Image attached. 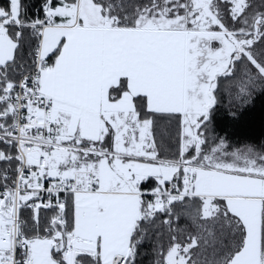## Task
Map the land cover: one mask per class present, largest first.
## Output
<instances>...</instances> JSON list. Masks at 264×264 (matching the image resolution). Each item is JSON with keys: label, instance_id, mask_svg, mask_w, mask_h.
I'll list each match as a JSON object with an SVG mask.
<instances>
[{"label": "snow or ice", "instance_id": "obj_1", "mask_svg": "<svg viewBox=\"0 0 264 264\" xmlns=\"http://www.w3.org/2000/svg\"><path fill=\"white\" fill-rule=\"evenodd\" d=\"M31 8L0 6V264H137L158 221L156 264H264V148L209 134L221 78L264 91V0Z\"/></svg>", "mask_w": 264, "mask_h": 264}, {"label": "trees", "instance_id": "obj_2", "mask_svg": "<svg viewBox=\"0 0 264 264\" xmlns=\"http://www.w3.org/2000/svg\"><path fill=\"white\" fill-rule=\"evenodd\" d=\"M25 2L29 5L31 14V5L38 4L40 0H25ZM6 3L7 0H0V6ZM235 83L228 78H221L218 88L219 104L209 134L226 138L233 147L251 145L257 149L264 148V91L258 88L250 101L242 103L236 96ZM232 113L236 114L237 119H232ZM154 134L161 154L168 157L173 156L177 150L175 123L166 120L159 121ZM3 167L6 166L0 162V168ZM176 212L181 215L178 227L192 231L193 226L183 214L184 209L178 206ZM167 238L166 226L158 221L157 225L150 229L147 240L139 248L137 264H156L159 258L157 247L161 243L166 244Z\"/></svg>", "mask_w": 264, "mask_h": 264}]
</instances>
